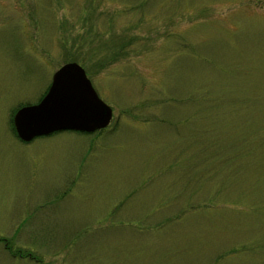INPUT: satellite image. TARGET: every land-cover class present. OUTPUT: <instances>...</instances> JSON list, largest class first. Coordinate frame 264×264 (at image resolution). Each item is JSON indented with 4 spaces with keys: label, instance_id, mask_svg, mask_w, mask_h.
Returning <instances> with one entry per match:
<instances>
[{
    "label": "rangeland",
    "instance_id": "374dc122",
    "mask_svg": "<svg viewBox=\"0 0 264 264\" xmlns=\"http://www.w3.org/2000/svg\"><path fill=\"white\" fill-rule=\"evenodd\" d=\"M73 57L110 126L21 141ZM0 264H264V0H0Z\"/></svg>",
    "mask_w": 264,
    "mask_h": 264
},
{
    "label": "water",
    "instance_id": "95a60500",
    "mask_svg": "<svg viewBox=\"0 0 264 264\" xmlns=\"http://www.w3.org/2000/svg\"><path fill=\"white\" fill-rule=\"evenodd\" d=\"M113 109L98 95L85 69L76 62L63 65L53 75L43 100L21 108L14 117L24 142L59 131L93 133L112 121Z\"/></svg>",
    "mask_w": 264,
    "mask_h": 264
},
{
    "label": "flooded vegetation",
    "instance_id": "af4514ba",
    "mask_svg": "<svg viewBox=\"0 0 264 264\" xmlns=\"http://www.w3.org/2000/svg\"><path fill=\"white\" fill-rule=\"evenodd\" d=\"M52 82H53V81H52ZM51 85H52V83L49 84V85L47 86V88L45 89L44 93L40 95V98H39L38 101H36V102H34V103H27V104L21 105V106L16 110V112L14 113L13 118H12V121H11V122L13 123V126H12V130H11V129H10V130L13 132V134H14L18 139H20V138H19V136H18V134H17V130H16L15 126H14V117H15V114H16L21 108H23V107H25V106H30V105H36V104H39V103L43 100V98L45 97V95L49 92ZM20 140H21V139H20ZM21 141H22V140H21Z\"/></svg>",
    "mask_w": 264,
    "mask_h": 264
},
{
    "label": "trees",
    "instance_id": "16d2710c",
    "mask_svg": "<svg viewBox=\"0 0 264 264\" xmlns=\"http://www.w3.org/2000/svg\"><path fill=\"white\" fill-rule=\"evenodd\" d=\"M77 60H78L77 58L73 57L72 61L78 62Z\"/></svg>",
    "mask_w": 264,
    "mask_h": 264
},
{
    "label": "bare ground",
    "instance_id": "6f19581e",
    "mask_svg": "<svg viewBox=\"0 0 264 264\" xmlns=\"http://www.w3.org/2000/svg\"><path fill=\"white\" fill-rule=\"evenodd\" d=\"M108 126H110V124H109ZM108 126H107V127H108ZM107 127H106V128H107ZM104 129H105V128H104Z\"/></svg>",
    "mask_w": 264,
    "mask_h": 264
}]
</instances>
